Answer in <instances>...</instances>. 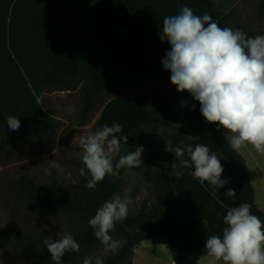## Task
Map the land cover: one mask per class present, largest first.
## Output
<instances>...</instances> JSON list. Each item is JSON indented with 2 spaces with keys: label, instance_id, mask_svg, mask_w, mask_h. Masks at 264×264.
<instances>
[{
  "label": "trees",
  "instance_id": "obj_1",
  "mask_svg": "<svg viewBox=\"0 0 264 264\" xmlns=\"http://www.w3.org/2000/svg\"><path fill=\"white\" fill-rule=\"evenodd\" d=\"M44 1L51 7V15L35 23V29L41 30L56 24L62 28L59 46L51 55V66L42 80L44 90L78 86L79 62L72 41L71 24L81 8L90 4L115 8L124 15L130 27V32L121 40L111 60L97 67L91 80L82 84V122L87 120L103 91L107 95L112 93L115 77L158 61L159 55L142 20L129 11L124 0ZM201 1L208 12L195 15L192 40L208 32L224 19L214 0ZM143 90L152 91V96L145 98L143 95L126 93L113 96L107 101L95 124L97 137L116 146L137 129L145 127L154 143L159 148L166 149L168 140L161 127L173 128L191 137L208 135L215 141L224 159L234 164L236 179L242 181L247 188V208L254 217L248 228L257 227L261 240L264 234V211L255 203V190L246 160L225 134L216 109L202 102L188 78H163L147 84ZM231 108L247 136L264 149V136L250 124L252 114L242 110L237 101L231 103ZM0 129L4 132L6 140H9L23 135L39 136L45 127L17 123L0 108ZM165 157V170L143 172L146 180L156 185L157 198L149 209L143 208L136 215L117 213L124 182V161L120 150L117 151L113 163L112 175L93 153L89 155L81 167L82 179L77 197L59 189L56 175L47 186L39 185L33 177L21 176L17 182L19 191L34 206L49 212L79 216L86 220L87 227L76 234L58 239L35 240L33 259L27 263L14 264H74L85 248L112 236L122 240L123 245L112 251L103 264H123L132 255L137 244L149 239L165 240L172 252L174 264H198L205 253L235 251L237 240L244 230L215 235L198 217L179 212L174 190L176 176L172 174L173 155L166 151Z\"/></svg>",
  "mask_w": 264,
  "mask_h": 264
},
{
  "label": "rangeland",
  "instance_id": "obj_2",
  "mask_svg": "<svg viewBox=\"0 0 264 264\" xmlns=\"http://www.w3.org/2000/svg\"><path fill=\"white\" fill-rule=\"evenodd\" d=\"M214 1L217 9L226 14L223 22L217 24L203 38L198 39L197 36L194 39L198 73L203 77L198 86L191 78L188 80L192 82L202 102L216 109L219 123L225 117L227 130L241 133L250 143L253 153H256L254 149H260L264 154L263 148L247 136L235 114L233 123L227 122L228 117L224 114V110L229 107L231 109L233 101H237L239 106H243L242 109L249 112L253 109L250 104L252 92H258L257 87L264 84V28L254 24L264 21L263 0ZM162 66L163 69L170 67V63H163ZM75 89L76 87L61 88L57 96H44L45 104L58 114L59 120L44 124L27 123L45 127L39 136L23 135L6 140L0 129V264L30 262L36 249L35 240H54L76 234L87 227L86 220L79 216L49 212L34 206L19 191L17 182L21 176L33 177L39 185L47 186L56 175L59 189L77 197L82 179L81 167L89 155L93 153L112 175L113 163L117 151L120 150L124 161V182L117 213L129 215H136L143 208L149 209L156 202V185L147 181L143 172L165 170L166 151L172 155L175 153L176 172L180 173L182 182H191L186 171L190 155L188 153L194 148L196 150L198 143L193 147L189 139L180 136L183 134H174L177 136L173 137L171 145L161 149L149 134L143 135V130L125 138L126 140L116 146L106 143L95 133V124L107 99L106 94L98 97L87 120L82 122L80 109L83 107V92ZM152 94V91L147 90L138 92V95L145 98H150ZM221 94L226 97L225 103L222 102L225 108L223 113H220L213 102L215 96ZM219 98L222 99V96ZM243 99L246 100L245 105H240V100ZM31 113L36 116L32 121L37 120L36 105ZM252 128L264 136L262 118L256 119ZM208 145L202 147L203 152H206L205 162L206 158L214 159V151ZM201 160L204 162L201 157L194 161L190 159L196 168L200 167ZM254 184L257 187L258 200L263 205L264 189L260 188L258 182ZM261 238L260 243L258 228L251 226L237 240L238 253L219 252L210 263L208 260L204 264H246L247 261L251 264H264V257L258 262L259 256L256 255L260 245L264 250V235ZM122 245L123 241L115 236L105 238L85 248L74 264H103L107 256ZM173 263L172 252L166 241L161 239L140 242L134 247L132 255L123 262Z\"/></svg>",
  "mask_w": 264,
  "mask_h": 264
},
{
  "label": "crops",
  "instance_id": "obj_3",
  "mask_svg": "<svg viewBox=\"0 0 264 264\" xmlns=\"http://www.w3.org/2000/svg\"><path fill=\"white\" fill-rule=\"evenodd\" d=\"M124 3L130 12L142 20L159 59L115 77L112 93L106 94L107 99L101 110L111 97L126 93L138 94L147 84L167 77L191 78L198 86L203 75L198 73L195 43L191 36L195 29V15L208 12L202 1L124 0ZM51 11V7L44 0H0V108L11 120L20 124H44L59 120L58 114L45 104L44 96H57L60 89L44 90L42 80L51 66V55L59 46L62 28L58 24L41 30L34 27L35 23L48 18ZM225 14L224 12L223 17ZM254 24L264 28V21ZM71 31L79 62L78 86L75 89L78 91L84 82L91 80L97 67L111 60L121 40L130 32V27L124 15L115 8L90 4L80 9L71 24ZM208 32L198 36V39ZM163 63H170V67L163 69ZM261 85L257 87L258 92L254 91L257 94L252 92L250 97V104L253 105V109L249 110L252 114V126L256 119L264 120V84ZM101 94H105V91ZM224 96L225 94L216 95L213 99L220 113L225 109L222 105L226 101ZM245 101L240 100V105H245ZM34 105L38 107V118L32 121L36 118L35 113H31ZM242 107L240 106L241 109ZM225 113L227 122L233 123L232 108L224 110ZM220 124L232 144L244 156L255 190V203L264 211V204L259 202L254 184L258 182L260 188L264 189V154L260 149H254L256 153H253V148L241 133L227 130L225 117L220 119ZM140 130H143V135L149 134L145 127H141L127 138ZM161 130L169 145L173 137L177 136L174 134H182L178 131L175 133L168 127H161ZM180 136L189 139L193 147L198 143V147L188 153L190 155L186 171L191 182L186 184L182 182L180 173L176 172L177 157L173 152V173L176 176L174 190L179 212L198 217L215 235L246 229L254 217L247 208L248 190L242 181L236 179L234 164L224 159L219 147L208 135ZM206 144L214 151V159L206 158L207 162L206 152L202 148ZM197 157H201L204 162L201 160L200 167L196 168L190 159L194 161ZM259 241L261 243L262 238ZM237 249L238 244L234 252L238 253ZM215 254L217 253L203 254L198 264H204L208 260L210 263ZM256 255L259 256L258 262L264 257L261 245ZM246 264L251 262L247 261Z\"/></svg>",
  "mask_w": 264,
  "mask_h": 264
},
{
  "label": "built area",
  "instance_id": "obj_4",
  "mask_svg": "<svg viewBox=\"0 0 264 264\" xmlns=\"http://www.w3.org/2000/svg\"><path fill=\"white\" fill-rule=\"evenodd\" d=\"M263 231H264V225H263Z\"/></svg>",
  "mask_w": 264,
  "mask_h": 264
}]
</instances>
